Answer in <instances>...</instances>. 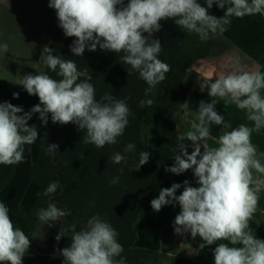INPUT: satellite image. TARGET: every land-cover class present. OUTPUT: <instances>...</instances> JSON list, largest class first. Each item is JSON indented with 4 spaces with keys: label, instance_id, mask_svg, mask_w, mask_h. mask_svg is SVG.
Returning a JSON list of instances; mask_svg holds the SVG:
<instances>
[{
    "label": "clouds",
    "instance_id": "9594fccd",
    "mask_svg": "<svg viewBox=\"0 0 264 264\" xmlns=\"http://www.w3.org/2000/svg\"><path fill=\"white\" fill-rule=\"evenodd\" d=\"M204 4L198 0H128L127 4L125 0H49L48 6L55 10L64 35L75 38L70 45L74 56L97 48L123 53L120 61L147 83L148 97L171 71L170 65L158 58L162 45L153 38L161 30L160 21L172 20L180 29L207 41L223 34L233 17L264 16V0H204ZM214 4L222 10L227 6L222 17L209 14ZM0 52H8L6 43H0ZM39 62L61 79L42 71L18 76L16 85L22 86L29 96H37L39 104L25 112L22 106L0 102V165L24 162L25 145H32L39 138L36 125L28 123L33 114H38L42 126L48 124L49 117L53 124L76 125L78 130H84L83 142L97 148L116 144L129 123L131 113L126 101L108 93L98 101L89 69L79 71L73 60L54 55L53 48L44 46ZM206 89L212 99L199 102L192 130L178 137L174 153L179 154L174 155V164L165 168L176 175L193 170L199 186H191L188 180L183 185L173 183L161 188L150 204L155 212L178 204L180 212L173 222L175 234H190L192 239L199 236L203 241L200 249L217 244L213 250L214 264H264V240L257 238L250 227L258 208V194L264 190V153L258 155L252 143L253 131L264 128V71L259 65L247 70L237 60L231 70L214 80L202 81L200 91ZM13 98L18 99L19 93L14 92ZM216 98L247 110V118L254 122V127L241 123L232 128L224 115L216 111ZM153 103L152 99H144L139 105L144 108ZM187 106L188 102L181 103V108ZM211 125H223L218 138L211 135ZM185 140L192 142L190 154ZM209 140L215 141L216 146H209ZM58 147L50 144L47 151L55 153ZM134 150L133 143L124 149ZM150 155L148 151L140 152L135 170L147 164ZM112 161L120 164L125 157L117 152ZM118 179L114 177L111 183H118ZM181 187L183 191L177 195ZM60 189V183L53 181L43 195L51 197ZM9 212V207L0 201V264H23L31 241ZM65 215L70 213L49 203L40 209L38 218L52 227ZM69 233L71 243L61 250L63 264H126L118 232L99 215L87 219L79 231L74 225L62 227L55 239L60 241Z\"/></svg>",
    "mask_w": 264,
    "mask_h": 264
},
{
    "label": "trees",
    "instance_id": "16d2710c",
    "mask_svg": "<svg viewBox=\"0 0 264 264\" xmlns=\"http://www.w3.org/2000/svg\"><path fill=\"white\" fill-rule=\"evenodd\" d=\"M127 2L125 0V4ZM198 2L206 6L204 0ZM209 14L221 17L215 4L209 9ZM160 24L161 30L153 38L160 40L162 51L158 58L169 64L171 71L166 73V79L148 97L145 96L147 83L139 77L138 72L131 71L129 65L120 61L123 53L115 54L97 48L94 52L86 49L83 56H74L70 45L75 38L66 37L58 27L52 42L53 54L65 60H73L79 71L88 68L92 76L90 82L96 89V99L99 101L105 93L124 99L131 114L124 134L117 138V143L103 148L84 143V130H78L74 124H53L49 117L48 124L42 126L37 114L35 125L39 133L38 151L30 177L37 187L35 203L29 209L19 208L13 221L17 225L27 218L34 231L41 222L38 218L40 209L46 208L49 203H55L70 215L61 217L50 227L46 247L36 244L31 237V241L37 245L38 254L24 258V264H49L50 258L57 253L55 237L61 228L74 225L79 231L83 226L75 224L76 220L93 215H99L118 232L117 240L123 246L121 256L126 259V264H148L147 253L133 248L138 237L135 223L143 204L158 196L159 190L164 188L166 175L153 159L143 140V133L145 130L152 133L156 147H169L174 152L177 150L179 134L176 118L184 116L186 107L181 108V103L187 102L190 94V88L185 84L187 72L198 61L209 57L219 43V34L201 41L197 34L180 29L172 20H162ZM128 72L131 74L128 75ZM46 73L54 79H61L50 69H46ZM144 99H152L153 105L141 108L139 102ZM128 143L135 145L134 151H124ZM183 143L189 145L190 154L193 150L191 144L187 141ZM50 144L59 145L55 153H48L47 147ZM30 147L26 146L24 156ZM142 151L151 154L149 161L135 170ZM117 152L125 157V161L120 164L112 161V156ZM13 174L14 170L7 176L4 185ZM114 177L119 178L118 183L112 184ZM53 181H58L61 189L53 196L45 197L43 191ZM97 196L93 209L87 212ZM70 235L59 241L60 250L70 245ZM50 264H63L61 253Z\"/></svg>",
    "mask_w": 264,
    "mask_h": 264
},
{
    "label": "crops",
    "instance_id": "0c3cea01",
    "mask_svg": "<svg viewBox=\"0 0 264 264\" xmlns=\"http://www.w3.org/2000/svg\"><path fill=\"white\" fill-rule=\"evenodd\" d=\"M48 5L49 0H0V43L8 45V52H0V102L7 101L15 106H22L25 112L39 104V99L37 96H29L22 86L16 85V80L18 76L22 77L28 73L35 75L38 74L37 71L46 72L47 68L39 62L41 51L44 46L52 48L59 27L56 12ZM226 7L222 10L215 5L221 17ZM231 19V25L223 34H219V43L212 54L198 61L187 72L185 84L190 88V94L184 116L176 118L179 136L192 130L191 123L197 120L199 102L204 100L207 103L212 99L208 96L207 89L204 92L200 91L202 81L214 80L218 75L231 70L237 60L247 70L259 65L260 70L264 71V16L253 15L242 19L234 17ZM14 92L19 93L18 99L13 98ZM216 99V111L224 115L225 122L230 123L232 128L241 123L254 127V122L247 118V110L239 109L235 104L226 103L223 99ZM36 118L37 114H33L32 119L28 121L29 125L35 124ZM209 130L213 137L218 138L222 134L223 125H211ZM252 143L257 147L258 155L264 153V128L253 131ZM35 144H37L35 155L29 156L30 149ZM208 144L216 146L213 140H209ZM31 147L25 155L24 162L16 165H0V201L9 207L12 220L19 208L29 209L35 203L37 187L31 182L30 177L38 151V139ZM156 148L155 152L158 151L154 154L148 147L153 159L166 175L164 188L171 187L173 183L183 185L185 180H188L193 187L199 186L191 169L180 175L166 172L165 168L174 164L176 153L169 147ZM261 163L264 164V156H261ZM13 170L11 180L4 185L7 176ZM182 191L183 187L178 189L176 194L179 195ZM258 195L260 197L258 208L250 227L257 238L264 240V190ZM97 200L98 196L90 203L87 212L93 209ZM150 202L143 204L135 223L138 237L133 246L147 253L148 264H214L213 250L217 244L200 249L199 245L203 241L199 236L192 239L190 234L184 236L175 234L173 222L180 212L178 204L166 205L159 212H155ZM87 219L89 218H78L75 224L84 226ZM41 225L39 222L33 231L31 221L26 218L16 226L24 231L30 241L32 237L36 244L46 247L48 238L44 242L35 236ZM36 254H38L37 245L31 241L23 259Z\"/></svg>",
    "mask_w": 264,
    "mask_h": 264
},
{
    "label": "rangeland",
    "instance_id": "374dc122",
    "mask_svg": "<svg viewBox=\"0 0 264 264\" xmlns=\"http://www.w3.org/2000/svg\"><path fill=\"white\" fill-rule=\"evenodd\" d=\"M143 140L148 145V147L153 151V153L156 154L158 150L155 152V150L157 148H156V145L152 141V133L149 130H145L144 131V133H143ZM36 147H37V144H35V145H33L31 147V149H30L31 150V153H30L29 156H32L33 157L35 155ZM27 203L28 202L26 200V204ZM41 224L42 225H41L39 231L36 233L35 236H36V238L38 240L44 241L46 238H49V236H50V227L47 224H44L43 222H41ZM44 242H42V243H44Z\"/></svg>",
    "mask_w": 264,
    "mask_h": 264
},
{
    "label": "water",
    "instance_id": "95a60500",
    "mask_svg": "<svg viewBox=\"0 0 264 264\" xmlns=\"http://www.w3.org/2000/svg\"><path fill=\"white\" fill-rule=\"evenodd\" d=\"M56 247H57V253H56L54 256H52V257L50 258V260H49V264L51 263L52 260L57 259V258H59V256H60L61 250H60V248H59V241H57V243H56Z\"/></svg>",
    "mask_w": 264,
    "mask_h": 264
}]
</instances>
